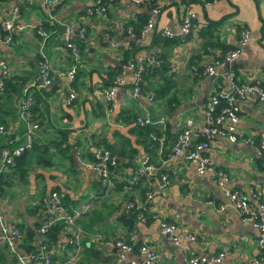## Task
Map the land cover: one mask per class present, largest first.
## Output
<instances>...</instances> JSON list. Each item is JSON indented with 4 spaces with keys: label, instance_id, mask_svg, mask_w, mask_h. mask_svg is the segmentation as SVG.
<instances>
[{
    "label": "crops",
    "instance_id": "1",
    "mask_svg": "<svg viewBox=\"0 0 264 264\" xmlns=\"http://www.w3.org/2000/svg\"><path fill=\"white\" fill-rule=\"evenodd\" d=\"M16 4L14 0L0 3V19H12L22 25L14 31L10 45L0 44V57L8 65L6 76L13 85L7 94L0 91V151L21 145L27 138L35 139L37 145H44L57 140L56 130L67 131L69 143H92V147L98 139L104 138L116 144L118 138L114 129L126 134L127 126L120 117L127 112L135 113L138 123L139 119L147 118L149 124L160 129L167 126L173 142L186 119L192 120L195 129L202 128L204 105L216 85H226L230 72L240 82L264 84V0H213L205 5L197 1L184 5L180 0H155L159 7L155 26L151 32L138 38H131L125 29L137 24L143 14L149 15L150 9L144 4L111 0L105 12H88L94 9L93 0H66L54 8L50 20L39 1L19 0L17 7ZM186 9L197 14L186 38L165 47L151 44L153 34L162 28L178 31ZM208 21L218 22L212 27ZM42 23L53 29L42 28ZM66 23L82 24L86 29L85 49L76 63L72 82L66 77L72 62L59 35ZM203 27H209L206 31L211 33V39L198 34ZM36 28L43 30V36L36 37ZM242 29L247 30L249 39L238 56L232 62L223 61L222 56L216 59L214 56L223 53L216 44L228 47L225 52L230 50L237 44ZM206 39L213 45L203 47ZM42 40L47 74L52 84L47 89H35L34 98L30 93L31 84L38 81L37 51ZM159 50L165 54L163 59L168 65L162 75H169L172 79L168 89L160 96H152L150 101L146 100L149 91L132 98L131 73L127 71L124 84L117 87L111 102L106 104L99 92L109 86L102 85L107 79L106 72L121 65L124 52L130 51L129 57H142L145 62L148 56ZM212 61L217 64L213 75H208L204 69ZM70 89L75 91V97L68 102ZM26 101L36 106L31 113L35 118L33 121L28 120L27 109L23 107ZM236 105L239 109L237 141L231 143L226 138L216 137L205 153L215 169L227 174V189L242 192L253 189L264 195V159L261 164L256 162L261 157L256 149L258 140L264 138V102L246 96ZM42 114L43 118L40 117ZM158 120L162 123H156ZM128 137L137 154L132 165H122L123 159L117 160L120 165L112 173L115 186L106 193L96 175L82 166L83 160L77 155L79 147L74 152L71 146L72 168H69L70 161L61 154L52 156V165L39 167L29 154L26 157V165H29L27 186L19 185L15 176H7L8 168L0 170V175L8 178L4 194L0 196L4 224L32 228L37 216L27 210L36 206L41 187L52 183L60 187L63 196L74 202L73 206L91 202V210L77 222L83 241L79 264H115L120 251L113 241L129 235H133L136 242L145 241L152 246L157 254L152 264H187L188 251L204 259L222 254L220 261L213 264H253L264 244H257L256 232L250 222L225 204L224 191L213 177L209 173L198 174L191 163L167 159L164 169L168 184L164 194L152 188L151 179L142 178L133 185L144 152L142 144H135L134 136ZM50 151L53 147L48 148ZM159 156L157 149L156 159L150 161L157 163ZM50 175L55 178L49 179ZM37 176L42 177L41 180L36 179ZM150 191L151 198L147 199L145 193ZM128 199L144 210L145 218H150L146 224L138 219L132 220L131 232L115 220ZM247 201L250 210L257 209L256 198L248 196ZM119 204L120 210H115ZM219 205H224L222 210L218 209ZM94 212H97L95 216ZM162 221L175 226L173 237L178 245L160 232L158 225ZM189 234L195 236L192 243L187 240ZM65 239L66 234L60 231L58 243L51 248L56 253L54 255L63 254L60 244H64ZM20 240L18 238L17 243ZM84 249H87L88 257ZM129 257L142 262L136 254ZM0 264H15L1 240Z\"/></svg>",
    "mask_w": 264,
    "mask_h": 264
},
{
    "label": "built area",
    "instance_id": "2",
    "mask_svg": "<svg viewBox=\"0 0 264 264\" xmlns=\"http://www.w3.org/2000/svg\"><path fill=\"white\" fill-rule=\"evenodd\" d=\"M39 1L43 5V10L47 18L50 20L54 8L57 5H61L66 0H33ZM100 0H93V5L99 3ZM111 0H106L109 3ZM129 2L140 5H146L149 0H128ZM105 5L99 8H94L88 10L92 12L93 10L99 12H105ZM159 13V7L154 6L150 8L149 15L147 16L144 24L139 30V37L151 32L155 26V19ZM197 18V14L189 9H186L181 16L180 25L178 31H171L168 28H162L159 34L165 38L173 37H185L190 29L192 28L193 21ZM0 26L3 31L7 34L0 39L1 43H8L10 41V33L15 29H20L21 26L14 23L12 19H0ZM74 28L72 24H64L63 30L61 32V38L65 46L71 49L72 53V63L69 66L66 77L71 81L74 77L76 71V63L79 60V54L76 50L74 43L71 41V36L73 35ZM126 33L133 37V28L126 27ZM43 36L42 32H38ZM78 37L83 36V29H79L77 33ZM249 39V34L247 30L242 29L239 33V39L237 41L236 47L228 52H226L222 60L225 62H232L239 54L241 48L247 43ZM44 41L38 43V59H39V72L38 81L32 83L31 86L35 89H47L51 86L52 81L47 74V64L45 52L43 49ZM153 61V60H152ZM217 61H212L210 64L206 65L205 72L208 75H213L214 66ZM7 66L3 60L0 59V91L3 90V77L6 75ZM131 73L130 78V96L132 98L140 97L141 94V79L142 73L144 71V62L142 57H130L125 63L120 65V72L113 79L111 85L107 88L101 89L99 94L103 97L105 102H110L115 94L117 87L124 84V73ZM246 96H253L258 101L264 102V84L256 81L250 82H240L238 81L234 73L230 72L227 76V81L225 86L216 85L212 95L204 105L203 116L204 124L201 129L197 130L193 127L191 119H186L174 137V140L169 148V154L167 158H158L157 163H152L147 154H144L140 160L139 168L136 174L137 176L151 179L152 188L155 189L159 194H164L165 188L168 184V175L164 169V165L167 159H176L183 162L191 163L195 171L198 174H210L216 184L223 189L225 195V204L236 209L239 214L246 221L250 222L251 226L256 232V242L258 245L263 246L264 244V195L259 194L253 189L242 191H232L225 187V182L227 180V174L219 169H215L213 162L208 158L205 153L208 149L212 139L216 137L226 138L227 141L233 143L237 141V130L236 124L239 120V109L236 102ZM75 97L74 90H69L67 94V101H71ZM146 100H152V95H147ZM30 101H26L23 107L26 109ZM147 118L139 119L140 124H149ZM156 123H162L158 120ZM149 137L156 140L159 144L158 153H160L162 145L164 143V135L156 138L152 133H149ZM29 138L27 141L21 145H15L10 149H2L0 151V170L7 168V165H12L14 163V158L19 156L21 152L29 146ZM257 152L264 158V138L259 137ZM94 162H82V166L92 171L96 177L99 179L102 185L103 191L106 193L113 189L114 182L110 178L109 169L117 165V157L112 154L107 149L96 148L94 151ZM254 197L257 199V209L250 210L247 197ZM147 199L151 198V191L145 193ZM48 208L46 214L48 218L43 221L42 225L38 229V233L43 235L47 227L52 223H60L64 225L70 232L69 236L66 237L64 244L60 245L62 251L66 250L67 243L71 246V249L67 251L64 255V261L59 264H78L79 254L81 250L80 239L81 230L77 224L78 219L82 217L83 214L91 210V202H84L78 206H67L61 205L58 195L52 192L48 197ZM224 204V205H225ZM224 205H219L218 209L222 210ZM124 212H128L132 209H137L138 205L134 201H127L124 204ZM137 219L139 222H144V218L141 213H138ZM160 232L175 240L173 233L175 226L172 223L160 222L159 223ZM20 237L19 230L13 225H6L3 222L2 215L0 214V240L3 241L15 259V264H51V251L48 250L47 244H42L36 254H24L20 253L16 247V241ZM187 240L192 243L195 240L193 234L187 235ZM133 235H129L127 239L118 238L114 242V246L120 251V254L116 258L115 264H152L157 259V254L147 242L143 241L136 245ZM178 245V241H174ZM136 252L138 257L142 259V262L138 263L129 255ZM222 254L215 255L209 259H204L198 257L194 253L187 252L186 262L187 264H213L214 262L220 261ZM253 264H264V254L257 256L254 259Z\"/></svg>",
    "mask_w": 264,
    "mask_h": 264
},
{
    "label": "trees",
    "instance_id": "3",
    "mask_svg": "<svg viewBox=\"0 0 264 264\" xmlns=\"http://www.w3.org/2000/svg\"><path fill=\"white\" fill-rule=\"evenodd\" d=\"M5 1H8V0H0V3H3ZM180 1L184 5H186L190 1H197L200 4L205 5L207 3L212 2L213 0H180ZM14 2L18 4L19 0H14ZM17 4H16V7H17ZM107 4L108 3L106 2V0H100L98 4L93 6V8H99V7H102L103 5H105V7H106ZM145 6L147 7V9H150V8L157 6V5L155 4V0H149ZM146 16L147 15L143 14V16L139 19V22L137 24L131 26L133 28V34H134V36L131 38H138L139 37V30H140L141 26L144 24V22L146 20ZM217 22L218 21H208V24L210 26L214 27ZM68 24H70V25L72 24V26L75 27L74 31H73V35L71 36V41L74 43L76 50L78 51L79 56H81V53L85 49L86 29H85L84 25H82V24H74V23H68ZM41 26H42V28L45 27V29H47V30L53 29L52 26H46V24H44V23H42ZM207 28H209V27H203L202 31L198 32V34L202 37L207 35L211 39L212 35L210 32L206 31ZM79 29H83V36L82 37L77 36ZM15 30H19V29H15ZM62 30H63V27L59 33L60 39H61V42H62V45H63L65 51H67V54L69 55L70 62H72V56H71L72 51H71V49H69L65 46V44L61 38ZM14 31H12L10 33V41L8 43L4 44V43L0 42V44L6 45V46L10 45L12 42V39L14 38ZM35 31L38 34L37 35L35 33L36 37L38 38L40 36V34L38 32L39 31L42 32L43 30L36 28ZM6 34L7 33L5 31H3L1 29V26H0V39L2 37H4ZM186 36L184 38H186ZM179 39H181V38L180 37L165 38V37H162L159 34V32L158 33L155 32L153 34L151 44H153V45L160 44L161 46L165 47L167 45H170L172 43L177 42ZM212 45L213 44L209 41V39H206V41L204 42V44L202 46L203 47H205V46L210 47ZM216 45L221 47L222 52H223L222 55H220V56H214L216 59L220 58L221 56L223 57V55L226 52H228V51H230L236 47V45L233 48L230 47V50H227L225 52V50L228 47H226L222 43H217ZM129 56H131L130 51L124 52V55H123V58H122L120 64L125 63V61L128 58H130ZM151 56H148L146 58V61L144 62V71L142 73V79H141L140 87H141V94L145 91H149V94H147V95L151 94L154 97L155 95L160 96V94L162 92H164V90H167L168 85L170 84L172 79H170L169 75H162L163 72L165 71L166 67H168L165 60L163 59L165 57V54H163L162 51L159 50L157 52H154V54H152ZM0 59L5 62L6 66H7V71H8V65H7L6 61L1 57H0ZM38 61H39V59H38ZM7 71H6V75H7ZM199 71H200V69H199ZM119 72H120V66H118L117 68L114 67L112 69H109L106 72L107 79L103 82L102 85L104 87L107 86L108 84L111 85L113 79L117 76V74ZM154 74H159V75H154ZM6 75H4V77H3L4 86H3V90L1 91L3 94H7V92L13 88V85L11 84L9 78ZM72 80H75V77ZM155 83L157 84L156 86H155ZM31 88H32L31 89L32 92H30V93L33 95L37 91H35V88H33V87H31ZM27 97L29 98L30 96L27 95ZM33 97H34V95H33ZM29 99L31 101V97ZM110 102H107L106 104H109ZM35 107H36L35 105H33V104L31 105V103H29V105L26 108L27 110L25 112L28 113L27 118L29 121H33V119H35L34 117L31 116V113L35 109ZM40 117L43 118L44 115L42 114V115H40ZM120 118H121L120 121L124 122V124L127 126V128H126V134L120 133V132H118V130L114 129V133H115L114 135L118 138V141L116 144L109 143L104 138L98 139V142L96 143V145L93 144L92 147H90V145L92 143L89 145L81 144L79 141H76V142L74 141V143H69L68 142L69 141L68 132L65 130H56L55 133H56V139L57 140L49 141L48 143H46L44 145H37L35 139L29 138V142H30L29 146L26 149H24L19 156L14 158V163L12 165L11 164L7 165V168L9 169V173H6V175L7 176H9V175L15 176L18 180L19 185L27 186L29 183L28 177H27V171H28L27 166H29V165H26V161H27L26 157L29 154L32 155V157H34V163L38 167L39 166H45V165H47V166L52 165L53 164V162L51 161L52 156L54 154H61L64 156L65 159L70 161L69 168H72L73 162H72V156L70 155L71 146H73L74 152L76 151L75 148L79 147L77 155H78L79 159L83 160V162H94L95 161L94 151L96 150L97 147L100 146V148L107 149L112 154H116L117 160L119 158L123 159L122 165H128V164L132 165V162H133V160L137 154V151L134 147H132V144L130 143V140L128 137L129 135L134 136L135 144H142L144 154H147L150 159L152 158V161L156 159V152H157L159 144L156 140H153L149 137V133L154 134L156 136V138L160 137L161 135H164V143L162 145L159 158H167V156L169 154V148L172 144V141L170 140L169 131H168L167 126L163 129H160V127L158 128L157 126L152 125V124H148V125L140 124L137 122L136 114L130 113V112H127V114L124 117L121 116ZM92 138H94V137H92ZM50 147H53V151L48 152V148H50ZM166 147H168V149H166ZM35 151H37V153H35ZM262 159H264V158L261 155V157H259L256 160V162L258 164H261ZM117 165H120L118 161H117ZM117 165L115 167H117ZM115 167L109 169L110 178H111L112 182H114L112 173H113ZM1 174H4V173H1ZM6 175H5V177H6ZM5 177H4V175H0V196H2L4 194L5 180L8 179ZM35 178L41 180L42 177L37 176ZM54 178H55V176L53 177L51 175L49 177V179H51V180H53ZM134 178L135 179L132 180L133 185L137 181L142 179L143 177H140V176L136 177V175H134ZM97 181L100 183L98 178H97ZM128 185L130 186V184H128ZM114 186H115V183H114ZM52 192H55L58 195V199H59L62 206H64V207L73 206L74 202L70 201L69 199H67L66 196H63L61 194L60 187L57 184L54 185V184L50 183L49 185L42 186L36 206H33L31 209L27 210V212H29L31 214H35L37 216V220L34 223L33 227L28 228V227H23V226H15L16 228H18L19 233L21 235L19 237V240L21 239L20 242L17 243V241H16V247L18 250H20L24 254H28V253L36 254L39 247L42 244H47L48 250L51 251V256H50L51 264H59L60 262L64 261V255L67 253V251H69L71 249V246L67 243V245L65 247L66 250L63 251L62 255H54L56 253L54 251H52L51 248L55 244L58 243V235H59L60 231H63L66 234V237L69 236L70 232L67 230V228L64 225H62L60 223H52L49 227H47V229L45 230L43 235H40V233H38V229L42 225V220L45 221L48 218V216L46 214V210L48 208L47 201H48L49 195ZM127 201H134V200L128 199ZM118 209L120 210V204L115 208V210H118ZM121 213H123L125 216L131 218L132 220L137 219L138 213H141L143 218H144V222H143L144 224H146L150 221L149 217L145 218L144 210H140L139 208L132 209L128 212H124V209H122V207H121ZM86 214L87 213L83 214L82 216H85ZM96 214H97V212L93 213L94 216ZM80 219H78V221H77L78 223H79ZM128 231L131 232L132 231L131 228H129ZM125 239H127V236L125 237ZM116 240H114L113 242H115ZM65 241H66V239H65ZM3 244L5 245L4 242H3ZM82 244H83V241L80 239L81 248H82ZM135 244L138 245V244H140V242H136ZM5 248H7L6 245H5ZM84 251L86 252V256L88 257L87 249H84ZM82 254H83V251H82ZM134 254H137V253L134 252ZM262 254H264V248L258 254V256H260ZM93 255L95 257L98 256L96 252H94ZM79 256H81V250H80ZM55 257H57V258H55ZM102 261L106 262L105 259H102ZM14 262H15V259H14ZM78 264H79V260H78Z\"/></svg>",
    "mask_w": 264,
    "mask_h": 264
},
{
    "label": "water",
    "instance_id": "4",
    "mask_svg": "<svg viewBox=\"0 0 264 264\" xmlns=\"http://www.w3.org/2000/svg\"><path fill=\"white\" fill-rule=\"evenodd\" d=\"M122 226L131 228L133 226V221L131 218L126 217L124 214L120 213L117 215L116 219Z\"/></svg>",
    "mask_w": 264,
    "mask_h": 264
}]
</instances>
